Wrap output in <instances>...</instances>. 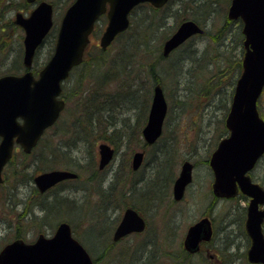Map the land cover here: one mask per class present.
Here are the masks:
<instances>
[{
  "label": "rangeland",
  "instance_id": "obj_1",
  "mask_svg": "<svg viewBox=\"0 0 264 264\" xmlns=\"http://www.w3.org/2000/svg\"><path fill=\"white\" fill-rule=\"evenodd\" d=\"M230 1L221 0V8L213 14L212 19L202 23L205 34L194 38L192 43L182 46L164 60H160L159 55L162 54L166 39L183 21L188 18L193 20L195 16L187 14V8L182 7L180 0H174L171 5L157 13V27L143 37L151 50L145 55L140 51L130 60L125 58L131 64L125 77L130 75L129 81L139 84L136 101H140L141 107L136 106L130 99L126 100L125 97L132 89L125 90L124 86L120 87L121 84L98 88L91 79L93 68L101 57L99 43L107 25L105 16L100 19L91 37L85 64L64 84L68 107L59 123L46 133L41 144L30 156L18 148L15 157L5 168V184L0 186V252L14 236L31 243L40 234L52 236L59 223L66 221L71 224L75 238L93 252V256L101 254L105 246L111 243L112 246L106 250L111 251V254L106 259L102 258L98 264H249L247 251L250 241L246 235L244 211L248 201L240 197L231 200L216 199L212 194L214 177L209 166L217 144L228 136L225 120L235 85L231 76L233 62L240 58L242 65L244 51L243 35L240 36L241 22L231 21L227 17ZM72 2L73 0H54L55 28H59L64 12ZM24 3V0H0V76L24 72V30L14 24L17 12L28 16L33 9V5L26 6ZM205 13L208 14V11L198 8L196 16L202 18L206 16ZM148 14V9H138L132 15V20L140 24ZM221 29L223 36L216 40L215 35ZM54 33L55 35L46 39L44 47L39 51L34 69H41L48 61L57 38V32ZM124 40L122 38L114 42L101 61L113 60L119 54L118 48ZM206 45H214L211 51H207L210 57L206 61H202L199 54L192 53L193 51H185L189 46L203 50ZM199 61L203 62L200 70L197 71V66L189 72ZM154 63L165 77L159 80L166 93L169 113L161 139L154 146L148 147L144 144L142 129L147 122L152 102L155 82L151 80L150 65ZM208 63L211 67L207 69L219 72L220 81L217 87L209 82L210 73L204 68ZM103 70L105 69H96L94 75H101ZM168 71L178 72L179 79L177 76L175 81L173 73L165 76ZM122 78L124 80L123 75ZM205 89L209 95L205 94L202 99L200 95L204 91H201ZM93 96L94 102L91 101ZM130 97L134 98L132 95ZM98 108L105 113H98ZM259 108L264 119V93L259 101ZM90 112H95L92 116V119L98 121L95 126L89 125L92 121ZM112 123L116 126H112ZM82 124L85 125L84 130ZM79 132L80 137H88L90 146L84 141L79 146L76 144L77 148L70 151L82 163L80 171H77L76 167H63L65 164H59L62 162V155L54 149H59L58 145L74 143ZM103 136H108L109 140L103 139ZM102 143H109L115 148L116 157L112 164L99 171V145ZM136 152L145 153L142 168L132 175L133 180L138 179L140 182L138 188L146 185L149 188L145 193H148L152 184L148 183V178L152 173H155L154 177L160 173V178L154 182L143 202L142 198L134 200L133 196L123 190L126 187L124 181H129L133 172L129 169ZM163 153H166L171 165L174 161L176 163L169 168L174 171L169 192L164 201H160L165 180L164 170L161 169L165 160L161 156ZM90 159L96 161L95 172L98 171L92 178L103 180L101 189L108 188L112 180L117 181L116 174H120L115 193H108L106 189L101 194L97 193L90 183L93 179L89 180L94 172L88 165ZM185 161L194 165V180L184 199L175 202L172 187ZM54 164H58L55 169L73 170L80 177L76 182H66L49 194L40 195L35 190L33 177ZM251 177L254 182L264 187V158L251 173ZM56 197H67L77 204L69 206L62 200L54 203ZM126 201H133L140 206L149 224L148 230L144 234L113 243V233L126 208ZM48 202L51 205L49 210L45 207ZM206 216L213 220L215 237L203 248L201 254L187 256L183 248L187 230ZM8 228L11 229L9 232Z\"/></svg>",
  "mask_w": 264,
  "mask_h": 264
},
{
  "label": "water",
  "instance_id": "obj_2",
  "mask_svg": "<svg viewBox=\"0 0 264 264\" xmlns=\"http://www.w3.org/2000/svg\"><path fill=\"white\" fill-rule=\"evenodd\" d=\"M34 3L37 0H26ZM168 0H76L66 11L59 29L54 54L36 77L32 71L39 46L53 27V5L43 1L29 17L17 13L15 24L25 31L22 75L0 77V184L2 172L11 160L15 145L30 154L45 131L54 126L65 108L60 98L62 83L74 66L82 63L85 49L98 18L107 13L108 26L101 38L106 50L117 35L130 26L129 14L140 3L149 2L155 8ZM109 5V9H108ZM228 17L244 22L245 53L239 77L226 119L229 136L220 141L213 153L210 166L215 180L213 194L219 198L235 197L238 189L251 198L247 208V232L252 239L248 260L264 264V189L254 183L248 173L264 155V120L258 111V100L264 89V0H232ZM195 21H184L164 43L163 57L169 55L191 37L202 33ZM168 113V102L160 84L154 87L148 120L143 129L147 144L153 145L162 135ZM99 168L104 169L114 158L110 145L99 146ZM144 161V152L133 157V169ZM193 164L186 161L175 181L173 194L176 201L183 199L186 188L193 181ZM71 171L53 170L34 178L40 192L56 184L76 179ZM146 229V221L134 208H128L116 228L113 240L120 241ZM212 236L211 221L204 218L192 226L187 234L185 248L190 253L200 250L202 241ZM0 264H94L90 254L77 241L71 226L62 223L52 238L41 235L34 244L16 241L0 254Z\"/></svg>",
  "mask_w": 264,
  "mask_h": 264
},
{
  "label": "trees",
  "instance_id": "obj_3",
  "mask_svg": "<svg viewBox=\"0 0 264 264\" xmlns=\"http://www.w3.org/2000/svg\"><path fill=\"white\" fill-rule=\"evenodd\" d=\"M50 1H52V3L54 5H56L54 3V0H50ZM173 2H174V0H171L169 5H171ZM180 4L182 5V7H184V9L187 8L186 12H187L188 15L195 16V17L192 18L193 20H195V21H197V22H199L201 24L204 23L207 19H212L213 14L215 12H217L221 8L220 7L221 0H180ZM6 7H7V5H5V8ZM145 8L149 10V14L145 15L147 17L142 19L140 24H136V22L134 20H132L131 28L117 40V41H120V39H122V38L125 39L124 42L121 43L119 48H118L119 54H117L116 57L113 60L109 59V62L101 61V59L104 57L105 54L101 50H99V56L101 55V57H100L99 62L93 68L92 77H91L93 83L98 88H107L108 85H111L113 87V86L119 85V84H121L120 87L124 86V81H123L122 75L125 77L128 74V70H129V68L131 66L130 61H126L125 58L130 60L132 57H136L139 54L140 51H143L144 52L143 55H145V53H147V51L151 50V48L148 47L147 43L144 41L143 37L147 36L148 32H152L153 29L157 27V25H158V22H157V16L158 15H157V13H159L160 11L152 9L151 7H149V8L148 7H141V8H138V9H145ZM198 8H201V9L204 8L206 11H208V14L205 13L206 14L205 17L199 18L198 16H196V11H197ZM186 18H188V17H186ZM188 19H191V18H188ZM163 24H164V21H162V25ZM241 27H242V25H241ZM222 29H224V28H222ZM222 29L220 30V32L217 33L218 35H215L216 36L215 37L216 40L217 39L219 40L223 36ZM54 32H56V31H54ZM54 32L51 35H55ZM51 35H50V38H51ZM241 35L242 34H241V31H240V36ZM164 38L166 39L167 36L164 37ZM190 42L192 43V41H190ZM213 46L214 45H212V46L211 45H209V46L206 45L203 50H200L199 48L194 47V46L193 47L189 46V48L186 49L185 51H193L192 53H195L197 55L199 54L198 56L200 57L201 60L203 59L202 61H206V59L208 57H210L208 55L207 51H211ZM51 51H52V49H51ZM199 51H202V52L199 53ZM88 54H89V51L86 53V57L88 56ZM232 54L234 56V53H232ZM159 56H160L159 59L162 60L161 54ZM86 57H85V59H86ZM202 63L203 62L199 61V63L195 64L194 66H192L190 68L189 72L191 70H194L197 66H198L197 71H199L200 67L202 66ZM84 64H85V60H84ZM155 66H156V63L151 64L150 65V71L153 68H155ZM210 67H211V64L208 63L207 66H205L204 68H205V71H209V73H210L209 82L212 84V86L217 87L218 86V82L220 81L219 72L215 73V71H213V69H211V70L207 69V68H210ZM102 68L105 69V70H103V73L101 75H94V72L96 71V69L102 70ZM35 71H37V70L35 69ZM241 71H242L241 60H240V58L239 59H235V61L233 62V72L231 74V76L233 77V85L236 83L237 78L240 75ZM180 72H181V69H180ZM10 74H15V73L13 72V73H10ZM156 82L160 83V80H156ZM213 82H215L216 84H214ZM202 92H203V94L200 95V97H202V99H204L205 94H207V96L209 95L208 91L206 89L202 90L201 93ZM125 94L127 95L128 92H126ZM129 95H131V93H129L128 96ZM94 99H95V96H93L91 98V101L94 102ZM100 112H102V109L98 108V113H100ZM82 115L84 117L83 113H82ZM86 118H87V116H86ZM91 119H92V115H91ZM96 122H98V121H96ZM90 123H91V121H90ZM89 125L93 126L92 124H89ZM81 127L84 130L85 125L82 124ZM80 134L81 133L79 132L76 136H80ZM103 139L109 140V137L108 136L107 137L103 136ZM58 146H59V149L55 148L54 150H56L55 151L56 153L60 152V154L62 155V162L59 163V164H65L63 167H65V166H67V167H69V166L76 167L77 171H80L79 167L82 166L81 165L82 163L79 162L78 164L75 163L73 165L72 163H73V159L74 158L71 157V153L68 150L62 151V149L60 148L62 145H58ZM56 153H54V155ZM95 163H96V161L91 160V159L88 162V165H89L90 169H92V172L94 170L92 176L89 179L90 181H92V179H93L92 177L96 176V172L98 173L97 170L95 172ZM175 163H176V161H174L173 165H171L169 163V159L163 160V164H162L161 169H162V171L164 170L163 178L165 180H163L164 181V185L161 188V191H163V192H162V196H161L162 199L160 201H164V197L167 196V194L169 192L170 185H171V183H172V181L174 179V171L172 172V170L169 169V168L175 166ZM57 165L58 164H54V166L48 167L47 169H50V170L54 169L55 166H57ZM44 170H46V169H42V171H44ZM133 173L134 172L131 173V176L129 177V179H130L129 181L128 180L124 181V187L125 186L126 187L123 190H125V192H127L131 196H133V194L136 191H138V190H144V191H142V194L139 197V198H142L141 202H143L144 201L143 198H146L147 195L150 193L151 189L153 188L154 182L158 178H160V173H157L156 177H154L155 173H152L151 176L148 178L149 179L148 183L152 182V184L150 186L151 189H150V191L148 193H145V190L149 188L148 186L144 185V186L139 187V188L137 187L139 183H137L136 179L133 180V176H132ZM165 175H166V178H165ZM118 182H119V178H118L117 181L112 180L111 184L109 185V187L108 188H103L102 191L104 189H106L105 191L108 192V193H111V194L115 193L116 187L118 185ZM131 185H132V187L130 188ZM102 191H101V193H102ZM123 196H124V191H123ZM57 201L58 200L55 199L54 202H57ZM64 203H67V202H64ZM127 203H128V201H126V206H133V207H135V208H137L138 210L141 211L140 206L136 205L135 203L134 204L133 203L127 204ZM50 206H51L50 204L47 205L48 208H50ZM107 242H109V241H107ZM110 244L105 246V248H104L103 252H101V254L93 257L96 264H98L101 261L102 258L106 259V258L109 257V255L111 254L110 253L111 251H106V250H107V248L109 246H112Z\"/></svg>",
  "mask_w": 264,
  "mask_h": 264
},
{
  "label": "bare ground",
  "instance_id": "obj_4",
  "mask_svg": "<svg viewBox=\"0 0 264 264\" xmlns=\"http://www.w3.org/2000/svg\"><path fill=\"white\" fill-rule=\"evenodd\" d=\"M37 51H41V46H39L38 47V49H37ZM194 60V59H193ZM192 62V61H191ZM180 67V66H179ZM167 71V70H166ZM169 71H171V70H169ZM165 72V76H169L171 73H173V75H174V77H173V79L176 81V79H177V76H178V79H179V77H180V75H179V73L178 72ZM164 72V71H163ZM150 73H151V80L152 81H156V80H159V79H161V78H163L164 76L162 75V74H160V71H158L157 70V67H155V68H153L151 71H150ZM130 76V75H129ZM129 76H127V77H124V89L125 90H128V89H132L131 90V95L132 96H134V98L132 99L131 97H130V95H129V97L127 96V97H125L126 98V100L127 99H130V100H132V102L136 105V106H139V107H141V105H140V101L139 102H137L136 101V94H137V87L139 86V84L136 82V81H129ZM165 78V77H164ZM139 103V105H137ZM91 113V115L93 116V113H95V112H90ZM102 113H105V112H102ZM102 113H101V115H102ZM96 120L95 119H92V121H91V123L90 124H92L93 126H95L96 125ZM112 126H116V124L115 123H112L111 124ZM132 132V131H131ZM119 137H117V139H118ZM75 142L74 143H72V144H64V145H62L60 148L62 149V151H64V150H68L69 152L70 151H73L74 150V148H77L76 147V144H78V146L80 145V143L81 142H84V141H87V143L89 144V146H90V141L88 140V137H80V136H76L75 137ZM69 142H71V141H69ZM82 144V143H81ZM89 151V150H88ZM162 157H164L165 159H168L167 157H166V153H163V155H161ZM71 157L72 158H74L73 159V165L75 164V163H79L76 159H75V156L74 155H71ZM161 157V158H162ZM170 158V157H169ZM79 161H81V160H79ZM121 170V169H120ZM119 170V171H120ZM52 170H50V169H46V170H44V173H48V172H51ZM119 176H120V174H116V178H119ZM93 183L96 185L95 187L96 188H101V185H103V180H100V179H97L96 177L95 178H93ZM100 183V184H99ZM35 184V190H37V188H38V186H37V184L36 183H34ZM142 191H144V190H138V191H136L135 192V194H133V199L135 200V199H139L140 200V196H141V194H142ZM13 194H16V193H13ZM137 197V198H136ZM9 198H12V196L11 197H9ZM58 201L59 200H62L63 202H67V204L70 206L71 204H77V202H75L74 200H71V199H69V198H67V197H61V198H59V199H57ZM131 204V203H133V201L132 202H128V204ZM134 204V203H133Z\"/></svg>",
  "mask_w": 264,
  "mask_h": 264
},
{
  "label": "flooded vegetation",
  "instance_id": "obj_5",
  "mask_svg": "<svg viewBox=\"0 0 264 264\" xmlns=\"http://www.w3.org/2000/svg\"><path fill=\"white\" fill-rule=\"evenodd\" d=\"M63 98L65 99V101H66V98H65V94H64V92H63ZM130 171V170H129ZM93 182V181H92ZM62 184H65V182H63V183H61V184H59V185H57L56 187H54V188H52L48 193H46V194H49L52 190H54L55 188H58L60 185H62ZM92 185L95 187V184L94 183H92ZM46 194H44V195H46ZM55 203V202H54ZM47 210H49V208L47 207ZM4 231H6V229H3ZM11 229H9L8 228V232L10 231ZM1 231V230H0ZM186 236H187V234H186ZM186 236H185V239H186ZM22 238L21 237H17V236H14L13 238H12V240H11V242H14V241H16V240H21ZM185 239H184V242H185ZM10 242V243H11ZM9 244V243H8ZM206 245H209V244H206V243H202V247H201V250H200V252L199 253H202V251H203V248L206 246ZM183 246H184V243H183ZM2 250V249H1ZM187 253V252H186Z\"/></svg>",
  "mask_w": 264,
  "mask_h": 264
}]
</instances>
